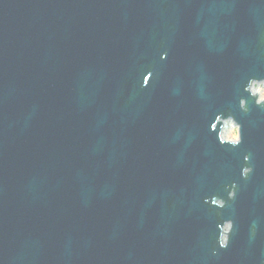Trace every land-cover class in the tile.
<instances>
[{"label":"water","instance_id":"95a60500","mask_svg":"<svg viewBox=\"0 0 264 264\" xmlns=\"http://www.w3.org/2000/svg\"><path fill=\"white\" fill-rule=\"evenodd\" d=\"M263 3L0 0V264H264V103L244 93ZM220 116L240 143L212 134ZM224 191L237 239L215 257L197 217ZM178 206L199 229L161 257Z\"/></svg>","mask_w":264,"mask_h":264},{"label":"rangeland","instance_id":"374dc122","mask_svg":"<svg viewBox=\"0 0 264 264\" xmlns=\"http://www.w3.org/2000/svg\"><path fill=\"white\" fill-rule=\"evenodd\" d=\"M230 126L233 128V124H230ZM237 138V130L235 129V137L234 140Z\"/></svg>","mask_w":264,"mask_h":264},{"label":"bare ground","instance_id":"6f19581e","mask_svg":"<svg viewBox=\"0 0 264 264\" xmlns=\"http://www.w3.org/2000/svg\"><path fill=\"white\" fill-rule=\"evenodd\" d=\"M230 124H232V123L230 122ZM230 124H229V128H228V130H231V126H230Z\"/></svg>","mask_w":264,"mask_h":264}]
</instances>
